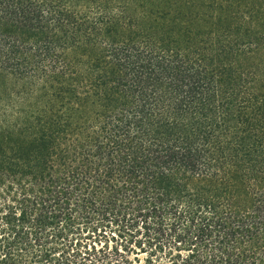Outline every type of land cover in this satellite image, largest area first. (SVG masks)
<instances>
[{
	"label": "trees",
	"instance_id": "16d2710c",
	"mask_svg": "<svg viewBox=\"0 0 264 264\" xmlns=\"http://www.w3.org/2000/svg\"><path fill=\"white\" fill-rule=\"evenodd\" d=\"M0 264H264V0H0Z\"/></svg>",
	"mask_w": 264,
	"mask_h": 264
}]
</instances>
